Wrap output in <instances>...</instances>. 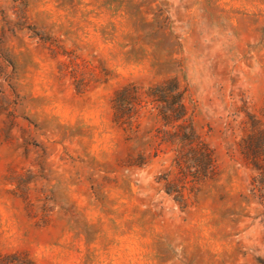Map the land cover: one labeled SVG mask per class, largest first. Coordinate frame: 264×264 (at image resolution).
I'll return each instance as SVG.
<instances>
[{"label": "rangeland", "instance_id": "rangeland-1", "mask_svg": "<svg viewBox=\"0 0 264 264\" xmlns=\"http://www.w3.org/2000/svg\"><path fill=\"white\" fill-rule=\"evenodd\" d=\"M167 79L216 159L187 207L160 180L170 155L130 162L112 121L118 88ZM1 92L0 253L261 264L264 209L237 144L246 113L264 123V0H0Z\"/></svg>", "mask_w": 264, "mask_h": 264}, {"label": "trees", "instance_id": "trees-1", "mask_svg": "<svg viewBox=\"0 0 264 264\" xmlns=\"http://www.w3.org/2000/svg\"><path fill=\"white\" fill-rule=\"evenodd\" d=\"M0 99L3 96V92ZM183 94L175 79L154 84L127 83L112 97V121L133 143L135 157L130 162L143 163L146 153L155 157L170 155V169L163 174L164 188L183 207L195 199L198 187L217 174L213 150L198 136L186 120ZM242 136L238 152L253 172L251 197L264 209V123L246 113L239 123ZM138 161V162H137ZM188 185V187H187ZM188 191V192H187ZM264 264V259H259ZM0 264H37L25 252L0 253Z\"/></svg>", "mask_w": 264, "mask_h": 264}]
</instances>
